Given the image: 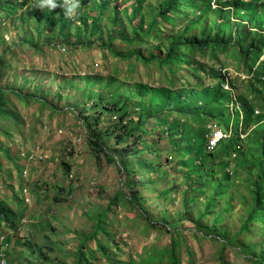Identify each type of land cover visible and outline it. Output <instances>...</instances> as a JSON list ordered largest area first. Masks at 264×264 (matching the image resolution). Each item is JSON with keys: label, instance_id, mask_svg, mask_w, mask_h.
<instances>
[{"label": "rangeland", "instance_id": "1", "mask_svg": "<svg viewBox=\"0 0 264 264\" xmlns=\"http://www.w3.org/2000/svg\"><path fill=\"white\" fill-rule=\"evenodd\" d=\"M82 1L83 11L92 13L97 0ZM132 1H114L110 7L117 4L122 12ZM143 1L135 22L147 19L163 0ZM208 1L203 0L204 4ZM259 1L253 0L254 9L262 16L264 9ZM36 2L2 0L0 5V88L5 91L3 108L7 112L0 114V202L15 216L13 228L0 230V260L7 264H74L76 249L86 238L84 252L93 253L90 264H140L146 251L170 248L178 239L175 233L165 231L175 222L184 237L178 248L181 264H260L264 219L253 222L249 231L240 232L246 218L243 196L249 195L250 186L246 170L251 164L239 160L247 150L245 135L230 148L229 155L218 154L217 148L207 151L206 145L204 152L197 151L204 146L199 135L205 125L217 122L214 114L221 115V109L233 113L235 100L243 99L252 107L251 126L256 125L255 118L264 116V83L250 77L246 66L233 57L223 53L217 55L218 59L197 56L194 64L227 72L231 80L224 88L233 102L213 101L204 108L203 115L193 120L171 110V101L196 102L193 107L201 110L204 100L194 92L202 88L195 83L202 81L204 87H215L217 81L210 75L199 70L201 80L189 79L186 70L181 69L167 83L166 74L162 75L155 65H142L133 57L121 59L100 46L75 45L72 37L54 36L56 26L43 17L44 8ZM221 4L222 0H212V9L197 15L190 7L189 19H199L198 26L206 17L210 22ZM222 6L231 9L230 3ZM231 16L226 30L238 20L233 9ZM41 18L43 23L38 22ZM179 20L172 14L169 21H159V25L162 30L178 29L187 22ZM188 32L197 34L199 30ZM115 45L125 50L120 40ZM179 88L187 98L175 97ZM16 91L26 97L17 96ZM164 92H168L167 97ZM205 93L209 99L211 92ZM127 95L129 99L120 107L123 101L117 99ZM124 112L126 117L121 120ZM83 116L90 117L89 126L82 125ZM129 118L133 123L143 119L145 131L121 142L113 132L100 137L111 153H124L128 167L121 170L118 162L109 163L87 139L94 131L121 132ZM219 122L223 129L224 124ZM226 132L229 136L230 130ZM127 146L135 153L125 154ZM204 173L211 178L228 176L226 183L233 195L231 210L224 212L223 220L216 225L232 237L228 246H223L224 235L206 232L193 219L210 195L211 186L201 185L202 179L198 178L205 177ZM118 192L135 196L139 205L118 202L107 209ZM224 199L218 198V205L205 216L203 224L210 225L216 213H222ZM143 210L153 222L150 226L144 225L140 214ZM99 211L106 212L104 222L112 236L99 231L96 237L108 246L107 262L96 251L95 241L89 239L94 231V214ZM180 214L185 215L180 218ZM158 261L151 264H165L166 256Z\"/></svg>", "mask_w": 264, "mask_h": 264}, {"label": "trees", "instance_id": "2", "mask_svg": "<svg viewBox=\"0 0 264 264\" xmlns=\"http://www.w3.org/2000/svg\"><path fill=\"white\" fill-rule=\"evenodd\" d=\"M114 1L120 0H97L92 13L88 9L87 11H83L84 8L81 5L79 15L71 19L65 17L63 9L59 5L52 10L44 8L42 14L52 26H56V34L54 36L72 37V43L75 45L86 47L100 46L107 49L109 53L120 56L121 59L133 57L134 61L142 65H155L162 75L166 74V80L174 79L176 72L181 69L186 70L189 79H193L194 77L201 80L198 73L199 70L210 75L209 77L217 81L215 87H204L205 84L202 81L195 83L197 87L202 88L201 91L194 92L195 96L204 100L201 110L193 107L197 105L196 102L192 105L185 101H171L173 103L171 110L174 109L176 112L183 113L193 120H195L197 115H203L204 108L210 107L211 103L216 101L223 103V100H228L231 105L233 102L230 93L224 88L225 85H229L231 80L227 76V72H221L222 69L216 71L209 68L207 70L202 64H194L197 56H209L210 58L218 59L217 55L223 53L226 57H233L238 64L242 63L246 66V72L250 74V77L254 76L257 80L259 79L264 83V57L260 58L264 54V12L262 16L256 14L253 0H222V4L217 6L215 10L216 18L209 22V18L206 17L200 26L196 25L199 19L193 21L189 19L192 14L190 7L196 15L198 13L206 14L212 9V0H209L207 4H204L203 0H163L161 6L149 14L147 19L141 18L138 22H135V20L138 13L142 10L141 7L144 6L143 0L132 1L129 6H125L122 9V12L118 9L117 4H113L110 7V4ZM38 3L39 0L35 4L38 6ZM82 3L83 1L81 0ZM229 3L234 14L236 13L238 16V20L234 23L233 28L226 30V27L231 25V9H224L222 5H228ZM260 4L263 5L264 9V2H260ZM0 5L2 6V0H0ZM15 8L13 7L10 10H14ZM172 14L180 18V22H187L183 27L178 29L162 30L159 21H169ZM44 18L38 19V22L43 23ZM105 19H107L106 22H104ZM3 21L4 17H2ZM192 28H198L199 32L197 34H190L188 30ZM41 29L43 30V28ZM95 35L97 38L93 39ZM117 40H120L124 44L125 50H120L116 47L115 41ZM152 40L159 41V44L156 45ZM38 42L34 44L37 45ZM146 48L150 50V53L147 52ZM156 50L158 51L156 52ZM256 63L257 66H254ZM170 82L172 85L175 84L173 81ZM170 89L173 90V88ZM137 90L140 91V88L137 87ZM208 91L211 92L209 99L205 93ZM4 94V89L0 88V114L7 115L6 110L3 108L6 103ZM15 94L21 98L26 97L18 91ZM174 94L175 97L182 95L187 98L181 88L176 90ZM164 95L167 97L168 92H164ZM129 97L130 95H127L124 99L120 97L117 99L119 102L123 101L122 104L119 103L120 107L125 105V100H128ZM234 102V106L236 107L233 108V113H230L228 108L221 109V115L214 114V119L218 123L221 120L225 131L230 130L229 136L216 147L218 154L229 155L230 148L240 140L241 135H245L244 139L247 142V150L242 152L243 156H239L241 162L247 164L248 161L251 164H247L248 168L246 170L249 175L250 186L249 195L243 196L246 204L244 208L246 218L240 228V232L242 233L249 231L253 222H259L264 219V116L255 118L257 120L256 125L252 127V107L243 99H240V101L235 100ZM176 105H179L180 108H176ZM125 115V112L121 113V120L126 117ZM240 116L241 122H239ZM81 119L83 126H89V116H83ZM97 121L98 117L93 120L94 123H97ZM143 121V119H138L133 123L129 118L124 121L121 132H114L109 129L104 133L94 131L91 136H88L87 140L94 149L98 150L99 154L102 153L107 158L109 163L118 162L121 170H127L128 164L123 158L124 153H111L106 144L100 140V137L113 132L117 141L121 142L124 138L133 137L137 132L144 130ZM206 132L207 127L205 125L204 131L199 135V140L201 139L204 142V146L198 148V153L205 150L207 141ZM130 147L124 148L125 154L131 155L135 153L136 150ZM182 149L187 152L191 151L190 148L188 150V147H182ZM210 171L212 170L210 169ZM204 175L205 177L201 175L198 178L202 179L201 185L211 186V190L208 191L210 195L207 197L202 211L193 218L194 222L208 233L216 232L221 237L224 235L223 246H228L231 243L232 237L228 238L225 230L216 227L217 223L223 220L224 212H230L231 210L230 205L233 195L229 194V186L226 183L228 176L227 174H221V177L211 178L205 173ZM221 197H225L222 201V213H216L215 220L210 225L203 224V219L207 214L213 212L218 205V198ZM118 202L124 205L127 203L133 206L139 205L135 201V196L131 195L128 197L118 192L109 200L107 209ZM185 206L187 205L185 204ZM105 213V211H99L94 214V231L89 236V239L95 241L96 251L107 262L110 259V254L107 251L108 246L101 244L96 238L99 231L106 232L108 236H111L105 226ZM140 214L145 226H150L153 223L148 215H143L145 214L144 210ZM183 215L185 214H180L179 217L181 218ZM14 217V212L4 203L0 202V230L8 226L13 228ZM165 231L175 233L178 239L172 242L170 248L146 251L140 264H151L154 260H159L158 262H160L164 256H166L167 260L165 264H181L178 248L181 242L184 241L183 232L176 227L175 222H173L172 226H167ZM86 241L87 239L83 238L77 247L74 264H90L89 259L93 258V253L89 255L85 254L84 246ZM246 247L250 248L251 245H246ZM39 256H42L41 251L39 252ZM258 262L264 264V253L261 254Z\"/></svg>", "mask_w": 264, "mask_h": 264}, {"label": "clouds", "instance_id": "3", "mask_svg": "<svg viewBox=\"0 0 264 264\" xmlns=\"http://www.w3.org/2000/svg\"><path fill=\"white\" fill-rule=\"evenodd\" d=\"M62 7L66 18H75L79 15L81 9V0H39L38 7L47 8L49 10Z\"/></svg>", "mask_w": 264, "mask_h": 264}, {"label": "built area", "instance_id": "4", "mask_svg": "<svg viewBox=\"0 0 264 264\" xmlns=\"http://www.w3.org/2000/svg\"><path fill=\"white\" fill-rule=\"evenodd\" d=\"M206 132V149L207 151H213L218 144L228 137L227 132L220 128L217 122L211 121L207 125ZM0 264H7L6 260L1 259Z\"/></svg>", "mask_w": 264, "mask_h": 264}]
</instances>
